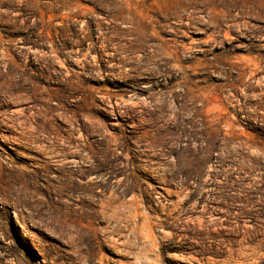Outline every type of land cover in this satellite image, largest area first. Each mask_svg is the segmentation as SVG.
Returning <instances> with one entry per match:
<instances>
[{
  "label": "rangeland",
  "instance_id": "obj_1",
  "mask_svg": "<svg viewBox=\"0 0 264 264\" xmlns=\"http://www.w3.org/2000/svg\"><path fill=\"white\" fill-rule=\"evenodd\" d=\"M0 170V264H264V0H0Z\"/></svg>",
  "mask_w": 264,
  "mask_h": 264
},
{
  "label": "bare ground",
  "instance_id": "obj_2",
  "mask_svg": "<svg viewBox=\"0 0 264 264\" xmlns=\"http://www.w3.org/2000/svg\"><path fill=\"white\" fill-rule=\"evenodd\" d=\"M34 122V121H33ZM37 131V130H36ZM48 147V146H47ZM53 147V146H52ZM57 149V148H56ZM44 151V150H43ZM51 151H53V150H51ZM55 151V150H54ZM2 167V166H1ZM1 171V170H0ZM1 173H2V171H1ZM3 174V173H2ZM5 177H6V175H5Z\"/></svg>",
  "mask_w": 264,
  "mask_h": 264
}]
</instances>
